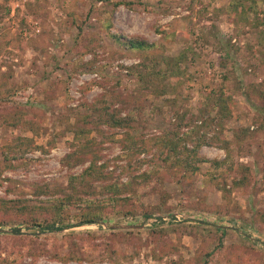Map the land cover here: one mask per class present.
I'll use <instances>...</instances> for the list:
<instances>
[{
    "label": "rangeland",
    "instance_id": "rangeland-1",
    "mask_svg": "<svg viewBox=\"0 0 264 264\" xmlns=\"http://www.w3.org/2000/svg\"><path fill=\"white\" fill-rule=\"evenodd\" d=\"M164 56L156 96L128 67ZM217 96L226 144L200 154L223 163L143 161ZM93 157L104 176L71 180ZM0 264H264V0H0Z\"/></svg>",
    "mask_w": 264,
    "mask_h": 264
},
{
    "label": "trees",
    "instance_id": "trees-1",
    "mask_svg": "<svg viewBox=\"0 0 264 264\" xmlns=\"http://www.w3.org/2000/svg\"><path fill=\"white\" fill-rule=\"evenodd\" d=\"M112 36L116 42L134 51L153 52L156 49V43L148 42L145 39L125 38L116 34H112ZM151 54L154 56V53ZM162 59V61L153 59L152 62L148 63H134L132 66L128 67L129 70L132 71V74L137 77V80L143 83L144 87L154 92L156 96L162 95L167 91V85L161 86L163 79L175 75L176 70L178 71L179 68L177 57L164 56ZM162 65H164V67ZM228 106V98L217 96L209 100V102L204 105L203 110L198 111L201 115L197 114L193 122L183 123L180 120L176 121L169 129L162 131L153 138L152 156L149 159H143V161L151 163V168L156 167L157 164L165 163L167 165L170 164V169L176 167L184 170V172H195L199 168V163L206 161L211 162V164L215 166L220 165L223 163V160L208 159L200 154V150L202 146H216L221 143L226 144V141L223 139V128L226 115L229 114ZM257 111H260V109H257ZM99 117L101 118L99 122L102 125L115 128H125L127 126L124 117H121L120 114L109 112L108 109L101 112ZM187 142H190V146H187ZM98 158L99 157H93L82 172L78 175L71 176V180L84 184L90 178L98 179L104 176L103 169H106L107 165L105 163L97 164ZM238 183L239 181L237 184ZM120 184L121 183H116L112 186L109 185L112 188L111 191L118 194L121 188ZM118 198L119 197H115L111 199L118 205ZM89 203L100 205L95 203L94 200L88 199L87 210H82V212L78 214L79 225L95 222V220L100 217L98 213H93L90 210L91 206ZM57 214V218H54L51 223L45 224V229L53 228L56 226L55 224H59L61 228L67 225V223H63V213L57 212Z\"/></svg>",
    "mask_w": 264,
    "mask_h": 264
}]
</instances>
